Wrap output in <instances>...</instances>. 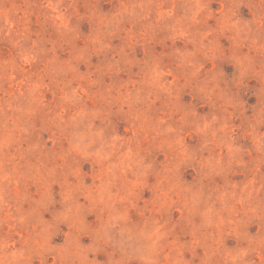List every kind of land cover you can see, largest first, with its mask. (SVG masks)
<instances>
[{
    "label": "rangeland",
    "instance_id": "obj_1",
    "mask_svg": "<svg viewBox=\"0 0 264 264\" xmlns=\"http://www.w3.org/2000/svg\"><path fill=\"white\" fill-rule=\"evenodd\" d=\"M0 264H264V0H0Z\"/></svg>",
    "mask_w": 264,
    "mask_h": 264
}]
</instances>
